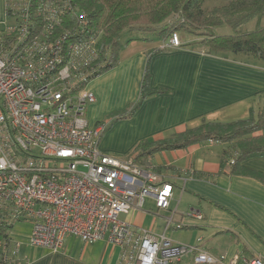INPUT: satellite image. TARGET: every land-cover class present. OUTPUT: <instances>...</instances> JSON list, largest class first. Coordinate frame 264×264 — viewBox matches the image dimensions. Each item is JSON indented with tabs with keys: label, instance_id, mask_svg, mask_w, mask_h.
I'll use <instances>...</instances> for the list:
<instances>
[{
	"label": "built area",
	"instance_id": "2783aa9c",
	"mask_svg": "<svg viewBox=\"0 0 264 264\" xmlns=\"http://www.w3.org/2000/svg\"><path fill=\"white\" fill-rule=\"evenodd\" d=\"M30 0H7L14 23L0 37V212L14 223L31 222L29 244L59 251L69 235L85 243L106 239L119 248L116 264H264L260 257L236 253L229 259L196 243L173 241L166 231L182 228L167 216L164 232L140 229L124 218L144 210L146 199L155 214L169 210L173 184L138 163L134 155L120 157L99 146L105 122L90 127L86 106L95 100L85 78L94 53L93 43L70 39L67 30L57 38L51 26L38 21L28 36L22 23ZM48 20L60 12L48 7ZM46 14V15H47ZM8 15V14H7ZM173 32L165 47H180ZM212 141V140H210ZM191 216L202 218L199 211ZM11 253L19 256L12 238Z\"/></svg>",
	"mask_w": 264,
	"mask_h": 264
},
{
	"label": "crops",
	"instance_id": "0c3cea01",
	"mask_svg": "<svg viewBox=\"0 0 264 264\" xmlns=\"http://www.w3.org/2000/svg\"><path fill=\"white\" fill-rule=\"evenodd\" d=\"M6 1L0 0V30L6 23ZM168 39L157 45L149 39L130 41L120 50L116 65L88 82L86 89L95 100L87 104L85 115L90 127L106 123L99 141L103 151L127 157L136 153L141 141L168 138L203 119L246 118L261 102L263 59L246 53L209 52L196 36L183 40L180 47L157 51L149 61L148 54L165 47ZM148 66L151 86L169 91L149 96L131 115L116 119L113 113L138 100ZM230 147L208 140L153 154L142 165L173 184L170 208L156 215L151 201L147 209L132 210L124 218L140 229L164 232L167 216L173 215L176 223L183 224L166 231L175 242L193 244L202 238L204 247L216 256L229 259L239 253L264 260V183L233 172L227 162L222 164L228 161L225 152ZM242 165L264 172V155L249 157ZM192 210L202 218L191 216ZM179 230L184 234L174 235ZM118 255L119 248L106 239L89 244L69 235L59 251L29 246L20 249L18 259L19 264H116Z\"/></svg>",
	"mask_w": 264,
	"mask_h": 264
},
{
	"label": "trees",
	"instance_id": "16d2710c",
	"mask_svg": "<svg viewBox=\"0 0 264 264\" xmlns=\"http://www.w3.org/2000/svg\"><path fill=\"white\" fill-rule=\"evenodd\" d=\"M212 1H215V6H210ZM48 7L59 10V21L48 20ZM6 12L11 15V11L6 9ZM25 12L27 18L21 22L27 24L28 36L38 32V21H41L40 26H51L50 36L53 38L68 29L73 36L70 39L91 40L93 46L88 52L94 53V59L87 68L83 67L89 72L84 74L87 81L116 65L119 52L127 43L139 38L148 39L124 40V33L137 30L156 32L165 38L170 37L173 30H185L200 36L209 52L246 53L264 60V25L261 24L264 0H30ZM251 19H256V27L243 30L242 26ZM222 24L230 26L233 32L215 33L214 28ZM11 34L0 30V37L5 41ZM167 48L152 50L148 54L149 61L151 55ZM150 79L148 66L138 100L113 113L116 119L131 115L149 96L169 91L166 87L153 88ZM260 96L262 105L257 112L252 108L246 118L231 121L203 119L199 125L168 138L141 141L132 155L138 163L147 164V159L158 151L180 149L208 140L229 143L236 151L233 159L224 160L222 164L227 162L233 172L255 176L264 183V172L242 165L249 157L264 155V93ZM13 228V221L3 219L0 212V264H19V257L11 253Z\"/></svg>",
	"mask_w": 264,
	"mask_h": 264
},
{
	"label": "rangeland",
	"instance_id": "374dc122",
	"mask_svg": "<svg viewBox=\"0 0 264 264\" xmlns=\"http://www.w3.org/2000/svg\"><path fill=\"white\" fill-rule=\"evenodd\" d=\"M209 4H210V6H215V1L209 2ZM5 20H6V23L3 25V28H5L7 25H11L14 23V19L12 17H10L9 15L6 16ZM169 20H171V18H169ZM261 22H262L261 24L264 25V18L262 19ZM161 25H163V24H161ZM157 27H159V26H157ZM255 27H256V19H251L242 26V29L243 30H252ZM0 28H2V25H0ZM214 31L217 34H219L218 32H220V31L221 32H226V31L227 32H233L232 28L230 26H228L227 24L218 25L214 29ZM172 32H178L181 41L186 40V39H194L197 36L196 34L187 32L185 30H175V31L173 30ZM123 37H124V40H127L129 38L145 37V38H148L153 43H155V45H157L158 43H161L165 38L164 36H162L161 34H158L156 32H151V31L146 32V31H138V30L132 31V32H126L123 34ZM260 101L261 102L259 104H257V107H255L254 112H257V110L262 105L263 99H261ZM235 151H236V149L232 145L230 147V150L225 152L226 158H228V159L232 158ZM150 203H151V199L147 198L146 202H145V208L146 209L150 206ZM161 223H162V220H161ZM31 227H32L31 222L28 220H25V221H20V222L16 223L14 228L12 229L11 236L13 239H15L16 241L19 242L20 249H22L24 247H25V249H28V247L31 246L29 244V236L31 233ZM182 234H184L183 230H179V231H176L174 233V235H176V236H179Z\"/></svg>",
	"mask_w": 264,
	"mask_h": 264
}]
</instances>
